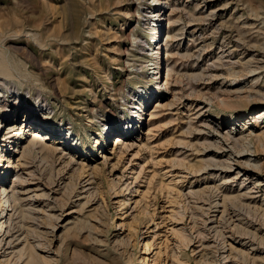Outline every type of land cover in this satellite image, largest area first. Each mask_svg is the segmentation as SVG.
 I'll return each mask as SVG.
<instances>
[{
    "label": "rangeland",
    "instance_id": "1",
    "mask_svg": "<svg viewBox=\"0 0 264 264\" xmlns=\"http://www.w3.org/2000/svg\"><path fill=\"white\" fill-rule=\"evenodd\" d=\"M149 2L0 0V54L16 76L0 108L5 185L33 132L60 150L52 169L18 174L46 246L37 252L53 264H260L264 0ZM158 7L163 63L154 79ZM87 189L96 199L85 203ZM239 192L248 195L226 201L236 210L222 220V194ZM230 246L236 252L224 258Z\"/></svg>",
    "mask_w": 264,
    "mask_h": 264
},
{
    "label": "bare ground",
    "instance_id": "2",
    "mask_svg": "<svg viewBox=\"0 0 264 264\" xmlns=\"http://www.w3.org/2000/svg\"><path fill=\"white\" fill-rule=\"evenodd\" d=\"M159 4H160V0H150V2H149V5H151V7H152V5L158 6ZM161 11H162L161 7H158L157 9L150 11V13H151L150 17L155 21L153 27L152 26L151 27H152V30L155 34L154 35V41H155L154 43H155V46L157 48V50H155V47L153 48V50H151V51H153L152 53L154 54V57L152 59L153 64L156 65V66L152 67L153 72L151 75L154 76V79L159 78L158 73L161 70L162 63H163L161 61V45L159 46L160 39L157 41V33L161 27V18H162L161 17L162 16ZM10 58H11V56H10ZM9 59L7 57L3 56V54H0V108H2L4 105L5 93L7 92V89L9 88V87H7L8 83L6 80L8 78H13L15 76L14 71L11 67L12 63L9 62L10 61ZM13 66L15 67V65H13ZM17 66L20 67L21 65L19 66L17 64ZM170 69H172V68L170 67ZM27 72H28V74H30L29 71H27ZM160 77H161V75H160ZM66 80H67V78H66ZM167 80H168V75H167L166 81ZM155 83L157 85V86H155L156 90H160V87H159L160 81L154 82V85H155ZM62 85H63V81L61 82L60 87H61L62 91L64 92L67 90V87L64 86L62 88ZM162 86H163V84H162ZM14 97L17 98L18 97L17 94ZM144 99L145 98H143V97L139 98V102L143 101ZM158 105L159 104H157L156 107ZM44 108H45V110L43 113L47 115V113H49V112H47L49 109L47 107H44ZM262 111H264V110H261L258 112L259 113L258 117L262 116L261 115ZM151 115H152V113H151ZM263 115H264V112H263ZM259 122H260L259 125H261L263 123L260 120H259ZM261 127H264V125ZM9 128H12V127H9ZM129 129H133V126H131V128L129 126H127V128L125 129V133H127V131H129ZM13 131H14V129L6 131L3 135L4 139L2 141L3 142L6 141L7 138L9 140L10 139L13 140V138H14ZM125 133L122 132V134L117 135L113 138V140H114L113 148L114 147L118 148L117 146H119L120 144L123 145V142H125V141L122 137ZM263 134H264V131H263ZM227 135L228 136L230 135L231 138H234V135L230 134L229 132ZM65 137H67V136H65ZM63 140L66 141L65 138H63ZM73 140H74V138H73ZM232 141H233L232 142L233 144H236L238 142V139L235 138ZM97 142H99V139L97 140ZM16 143H18V140L15 141V144ZM17 151H18V154H20V155L18 156V158L14 162V165L12 166V167L16 168V173H15L16 177H15V180H13L10 183L9 188H8V184L5 185V181H6L5 177H6V173H7V170L5 169V167L7 168L9 166L10 161L8 160L7 164H4V166H3L4 168H1L3 165V164H1L3 157H2V154L0 155V264H46L45 262H47L48 264H53L54 260L51 257H49L48 254L40 255V253L37 252V251H39L38 249H43L46 246H43L39 242L37 235H36L37 230H34L35 227L38 226V225L35 226V224H34L35 223L34 219H36V217H34V211H33L34 207H31L32 204H31V200H30L31 199L30 195H28L26 197H24L25 195L23 196V194L26 193V190H28L29 187L24 186L25 185L24 182H26V181H24V182H23V180L21 181V178L19 176L20 175L19 172L21 174H25V175H29V176L33 177L36 174V171L40 172V174H41L43 172V170L46 171V170H48V168L52 169L53 165H54L53 163L55 162V155H57L58 152H60V150H58L55 145L47 143L43 138L42 139L39 138V136L33 132L32 136L27 138L20 145V147L17 149ZM34 152H37L36 157L31 156V154ZM56 158L62 159L61 155H58ZM214 158L215 157H211V158L206 159L205 161L208 164H214L215 163ZM72 160H73L72 156H70L68 159L64 160V163H66V165H69L72 162ZM45 163H49L48 166L45 165L47 168H44ZM82 169H83V167H82ZM199 169H202V167H199L198 170ZM92 175H93L92 172L87 174V176H90V177H88L86 179V181H88V183L86 185L93 184V181L91 179ZM27 178L24 177L23 179L28 181L29 179H27ZM27 183H29V182H27ZM84 187L85 186H82V189ZM214 189L218 190L219 186H216V188H214ZM87 191H89V190L87 189L85 191L87 193V195L84 196L85 197L84 198L85 203H87L89 201H93L96 199L95 194H94L95 191H92V190L90 192H87ZM191 192H194V191L192 190ZM78 195H80V193ZM217 195L218 194H213V196L212 195L211 196L216 197ZM247 195H248V193H246V192H241L240 194H237L235 196H230V194L223 193L222 194V201H221L222 202L221 203L222 210H221V215H220L221 217L220 216L219 217L222 218V220H223L224 213L231 215L232 212H235V210H236V209L235 210L233 209V206L227 208L226 201H230V200H234V199L235 200L236 199H238V200L245 199L247 197ZM32 196L47 197L48 195H47V193H41V194L40 193H34V195H32ZM212 202H215L213 206H217L218 203L216 200L211 201L209 203V206H212L211 205ZM250 202H252V201H248L246 203L247 204L246 206L249 207ZM242 205H244V204H242ZM236 206H234V207H236ZM249 211H250V209H249ZM263 213H264V210H263ZM238 214L239 213H237L236 216ZM27 222H31V225H27L28 224ZM30 226H34V227L31 228ZM52 228H54L53 225H52ZM50 232L52 233V230H50ZM143 238H145V237H143ZM150 244H152V243H149L147 240H144V250L141 248L144 251V253L148 252V250L150 249ZM222 247L224 248V246H222ZM49 250H47V251H49ZM234 251L236 252L235 248H232V246H230L229 252L226 255H223V254L222 255L224 258H228V257L232 258L233 257L232 254ZM44 252H46V251H44ZM246 253H247V251H246ZM142 259L144 260V258H142ZM128 261L129 262L131 261L130 257H128ZM260 264H264V259H262V258L260 259Z\"/></svg>",
    "mask_w": 264,
    "mask_h": 264
}]
</instances>
